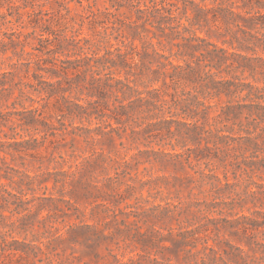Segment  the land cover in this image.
Here are the masks:
<instances>
[{
	"label": "rangeland",
	"instance_id": "374dc122",
	"mask_svg": "<svg viewBox=\"0 0 264 264\" xmlns=\"http://www.w3.org/2000/svg\"><path fill=\"white\" fill-rule=\"evenodd\" d=\"M27 1H33V8L22 0H13V6L0 0V246L10 250L6 258L0 256V263L264 264V167L250 171L242 161L264 157V121L257 128L249 124L254 116L248 117L247 107L264 106V99L246 98L247 90L226 95L200 88L204 95H198L199 100L210 106L207 121L200 122L213 134L221 131L222 148L239 160L233 168L205 157L213 156V145L206 149L203 141H189V127L175 122L144 137L120 128L105 137L93 134L95 142L72 139L61 131L52 99L39 100L23 90L37 100L32 103L17 90V83L28 81L25 63L39 55L32 50L42 45L36 38L49 37L50 45L63 51V59L76 57L71 43L75 36L99 44L100 50L120 48L133 55L146 48L150 53V43L160 54L170 55L173 64L183 63L174 56L183 50L174 46L181 41L169 44L142 30L131 34L121 23H137L123 11L113 16L107 0ZM173 3L180 23L206 40V45L191 42L199 48L193 55H205L203 62L214 66L205 70L210 69L216 81L264 87V20L257 17L264 10H251L247 0ZM30 20L38 24L30 27ZM28 75L31 80V71ZM200 76L204 78L202 72ZM172 85L169 80L166 85L161 80L144 82L148 89L168 94L173 93ZM76 94L67 97L74 100ZM165 100L163 114L147 122L191 121L167 113L172 103L169 97ZM32 104L40 107L43 121L58 128L56 134L45 123L22 124ZM235 105L243 106L237 111L241 113L229 114L227 121L218 117ZM237 122L243 127L233 125ZM98 124L95 117L74 121L92 130ZM256 136L259 151L248 139ZM195 156L204 157L196 161Z\"/></svg>",
	"mask_w": 264,
	"mask_h": 264
},
{
	"label": "trees",
	"instance_id": "16d2710c",
	"mask_svg": "<svg viewBox=\"0 0 264 264\" xmlns=\"http://www.w3.org/2000/svg\"><path fill=\"white\" fill-rule=\"evenodd\" d=\"M9 1L13 6V0ZM22 1L25 3V7L28 5V7L32 6L33 8V1ZM107 1L115 11L113 16H117L120 11H123L122 14H126L127 18L133 21L132 23H137V25L121 23L123 27L131 31V34H136L137 31L142 30L143 32H151L153 38L160 37L169 40V44H172L174 40L181 41V43H176L174 46L179 50H183L178 54H174V56L180 57L183 63L173 64L170 60V55L160 54L153 49V45L150 43V53L147 51L148 48H146L142 53L133 55L134 52H128L120 48H115L113 51L100 50L99 44L92 43L91 40L79 36L71 38L74 56L76 57L63 59L59 57L63 51L55 45H50L51 40L49 37L40 36L36 39L43 46L32 48V50L38 51L39 55H35L33 62L25 63V73L28 81L16 84L19 94L25 95L32 103H36L37 100L29 97L23 90L32 91L40 98L39 100L52 99L53 114L60 117L58 120H62L61 123L58 122L61 125V131L63 133L66 132L64 134L69 135L72 139L83 137L95 142L98 140L95 135H101V137L109 136L120 128L130 129L132 134L144 137L152 129H157L161 125L168 126L171 122H175L189 127L185 133V137L189 141L199 140L198 143L203 141L206 149H210L209 144L213 145V156L205 157L217 159L224 168H233L239 160L238 157L231 156L227 149L222 148L221 138L223 135L220 134L221 131H215L213 134L211 128L206 129L205 125L200 122V119L207 121L208 109L210 108L205 102L199 100L198 95H204L200 88L203 86L206 90L211 89L218 93L225 92L226 95L229 93L231 95L239 94L247 90L246 98L254 96L258 100H263L264 95L261 92L264 87L259 88L251 84L234 81H216L213 77L214 75L210 73V69L205 70L206 68L214 67L203 62L205 55L200 54V57L193 55L195 51H199L197 45L191 44L193 40L204 43V45L207 42L205 39L196 36L192 30L184 27L180 23L179 18L174 15L173 8L175 4L173 1L176 0ZM203 1L205 0H200L202 3ZM79 4L81 5V2ZM195 4L200 7V4ZM248 5H250L251 10L253 7L264 10V0H247ZM98 14L99 10L91 15L97 16ZM21 16L22 14L18 13V18H21ZM257 17L262 21L264 20V14H260L259 11ZM36 21L32 22L30 20L28 25L34 27V25L38 24ZM118 21L121 22V20ZM186 34L188 36H185ZM29 35L33 36L32 33ZM49 47H54V49ZM220 52L225 53L226 51L220 49ZM43 55L48 57L43 58ZM136 58L137 60L135 61ZM187 58L194 59V62H189ZM216 58L218 62L223 59L215 55ZM32 64L34 65L31 66ZM29 71H31V80L28 75ZM200 72L204 74V78L200 76ZM11 74L8 73L6 75ZM159 80L163 82V85H166L167 80H169L173 84V93H160L158 88L148 89V87L144 86L146 81L154 83ZM197 85H199V88H197ZM139 86H143V89H139ZM186 88H189V90L186 91ZM72 91L77 93L74 100L67 97ZM165 97H169L172 103L168 107L169 111L167 113H172L173 117L182 115L191 121L166 120L162 117L163 119L158 121L147 122L146 118L156 119L160 114H163V108L167 104ZM171 107H174L175 112L170 110ZM241 107L237 105L228 106L224 111H221L218 117L223 118L224 116L223 120L227 121L229 114L236 115L241 113L237 112ZM247 107L249 111L248 117L254 116L253 121L251 123L247 121V123L255 124V128H257L259 121H264V112L261 111L264 110V106L255 103L249 104ZM251 108L253 111L250 110ZM39 111L40 107L32 104L31 109L26 111L22 124L45 123L42 125L50 126L51 134H56L58 128L54 124H48L43 121L42 114ZM92 117L99 120L101 124H98L93 130L74 125V121L82 122L84 119L90 122ZM99 118L105 119L101 120ZM235 124L239 128L243 127L241 122L233 123V125ZM77 130L82 132L78 133ZM260 130H264V127L260 128ZM175 131L181 134L180 129H175ZM248 134H251V132ZM203 135L207 137L203 138ZM258 138V136L248 138L256 151H259ZM228 139L234 140L233 137ZM224 145L228 146L227 143ZM202 157L204 156H195L194 158L198 161ZM255 157L257 158V156ZM242 161L250 171L254 169L260 170L264 167V164H262L264 163V157L258 161L245 160L249 163ZM241 165H237L240 170L242 169ZM242 170L244 173L247 172L246 169ZM8 251H10L8 248L0 246V256L3 258L10 254Z\"/></svg>",
	"mask_w": 264,
	"mask_h": 264
}]
</instances>
